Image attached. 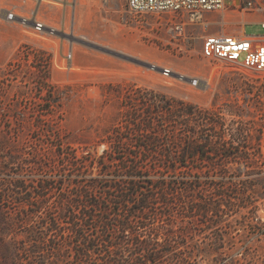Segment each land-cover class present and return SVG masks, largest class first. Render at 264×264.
<instances>
[{
  "label": "rangeland",
  "instance_id": "obj_1",
  "mask_svg": "<svg viewBox=\"0 0 264 264\" xmlns=\"http://www.w3.org/2000/svg\"><path fill=\"white\" fill-rule=\"evenodd\" d=\"M238 19L195 25L179 47L125 0H0V264H249L240 220L263 196L264 71L200 52ZM149 249L165 252L150 262Z\"/></svg>",
  "mask_w": 264,
  "mask_h": 264
},
{
  "label": "built area",
  "instance_id": "obj_2",
  "mask_svg": "<svg viewBox=\"0 0 264 264\" xmlns=\"http://www.w3.org/2000/svg\"><path fill=\"white\" fill-rule=\"evenodd\" d=\"M26 2L27 0H21ZM37 7L46 3H61L62 0H29ZM126 8L134 14H154L168 31L172 32L180 45L188 38L191 27L209 22H217V17L224 16V21L234 20L242 15L254 16L257 13L264 15V0H125ZM210 13V15H208ZM5 19L15 21L24 26L31 27L35 33L52 34L53 29L45 22L38 19L37 12L31 16L18 14L6 10ZM264 28V16L258 21ZM201 55L208 59H218L239 65L255 71H264V33L243 34L222 31L208 33L202 36L200 47ZM73 48L69 47L64 54V59L71 60ZM60 66V65H58ZM65 68L71 65L65 64ZM160 73L169 76L172 72L163 67ZM179 80H184L183 75H176ZM188 83L197 85V78L188 79ZM264 182L260 183V185ZM263 196L256 199L258 206L250 214H244L240 220L242 235V253L253 260L249 255H254L256 264H264V186L261 187Z\"/></svg>",
  "mask_w": 264,
  "mask_h": 264
},
{
  "label": "trees",
  "instance_id": "obj_3",
  "mask_svg": "<svg viewBox=\"0 0 264 264\" xmlns=\"http://www.w3.org/2000/svg\"><path fill=\"white\" fill-rule=\"evenodd\" d=\"M29 46H25V48H28ZM31 48V47H30ZM32 49V48H31ZM10 62H8V64H9ZM37 69L38 70H40V68L39 67H37ZM44 80H45V83L44 84H41V87H42V89L44 88V87H46V86H48V85H45L46 84V82H47V78H48V74L47 73H45L44 74V76L42 77ZM47 92H48V90H47ZM55 102V97H54V95L53 96H51L50 98H45L44 99V101H43V104H47V106H50L52 103H54ZM168 102V105H171V103L169 102V101H167ZM179 111H181V113L182 114H184V115H188V116H194V115H196V116H204L205 114H206V112H207V110L206 109H202V108H200V107H198V106H196V105H193V104H191V103H186V102H184V101H178V105H177V107H176ZM129 223H126V224H124L123 226H122V230L123 231H126V230H129V225H128ZM145 224H142L140 227H143V228H145ZM142 234H140L139 232H137V233H135V236H137V237H139V236H141ZM138 239V238H137ZM149 240H147L145 237H144V239H142L141 241H139L140 242V244H145V246H148V245H150V243L148 242ZM164 252L165 251H163V250H156V251H154V250H152V251H150V249H149V251L144 255V257L146 258V259H148L150 262H154L156 259H158V258H160L161 256H163V254H164Z\"/></svg>",
  "mask_w": 264,
  "mask_h": 264
},
{
  "label": "crops",
  "instance_id": "obj_4",
  "mask_svg": "<svg viewBox=\"0 0 264 264\" xmlns=\"http://www.w3.org/2000/svg\"><path fill=\"white\" fill-rule=\"evenodd\" d=\"M264 15L262 13H257L256 15H254L253 17L252 16H248V15H242L241 17H238L240 19V24L238 23V27L235 28V29H230L227 30V32H231V33H235V34H238V35H243L244 33L242 32L241 28L243 27V25L245 23H248V22H256V23H259L258 21L263 17ZM229 22H232L231 20H227ZM12 51V49L10 51H5L4 54L2 55L1 57V60L3 61H6L8 59V55L9 53Z\"/></svg>",
  "mask_w": 264,
  "mask_h": 264
},
{
  "label": "water",
  "instance_id": "obj_5",
  "mask_svg": "<svg viewBox=\"0 0 264 264\" xmlns=\"http://www.w3.org/2000/svg\"><path fill=\"white\" fill-rule=\"evenodd\" d=\"M154 65H150V67H153Z\"/></svg>",
  "mask_w": 264,
  "mask_h": 264
}]
</instances>
